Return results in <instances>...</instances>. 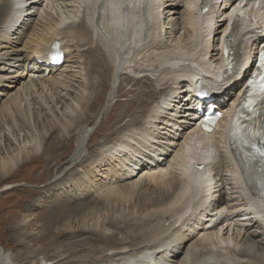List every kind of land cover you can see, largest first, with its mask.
I'll return each mask as SVG.
<instances>
[{"label":"bare ground","instance_id":"bare-ground-1","mask_svg":"<svg viewBox=\"0 0 264 264\" xmlns=\"http://www.w3.org/2000/svg\"><path fill=\"white\" fill-rule=\"evenodd\" d=\"M237 1L213 0L214 4L208 12L199 17V0H0V87L5 86L0 96L7 95L0 107V122L8 120L5 123L8 124L12 121V109L21 114L19 102L22 97L36 96L39 90L45 93L44 96L52 92L50 95L54 98L55 107L58 103L69 101L67 96L74 93L73 88L77 87L74 83H78L81 88L71 102L68 115L54 120L52 126L66 140L74 131L77 145L73 159L80 156L85 149V140L91 136L87 126L79 125L80 109L82 106L89 110L90 107H100L97 105L105 97L104 93L110 91L114 81L124 78L131 85L127 84V88L122 89V79L117 91H111L110 99L126 95L131 102L139 98L140 103L147 104L145 99L152 100L158 95L155 103L154 99L149 102L147 109H133L131 104L127 107L125 102L120 103L118 109L121 108V111L112 116L119 122L129 115V120L117 128L120 133L116 141L101 147L99 158L91 161L85 174L66 177L59 190L69 189L71 194H67L77 201L85 197L90 188L98 187V175L104 181L114 176L124 184L108 183L111 185L106 189H110L113 199L124 198L130 202L138 191L141 199V204L136 200L138 208L144 211L150 207L149 222L146 221L150 225V221H155L159 226L151 229L148 242L133 248L122 245L111 250L115 247H109V251L98 256L80 254L73 264H264V193L258 197L248 194L239 171L225 151V138L220 133V127L216 133L207 136L196 130V123L201 119L200 109L225 112L234 109L241 97L242 83L249 76L252 62L264 42V32L261 31L254 38L244 40L241 71H236L224 82L215 80V64L221 57L220 39L224 36L221 34L228 27V11H238ZM261 10L253 4V0L239 9L243 21H237V39L247 32L252 33L257 28L255 24L264 25L259 19ZM176 14L179 16L175 17ZM237 15L234 13L233 18ZM54 40H58L62 47L63 65H60V71L57 66L51 67L53 61L49 49ZM18 44L27 51L18 52ZM87 55L92 65L85 62ZM178 63L198 64L200 70L189 69L187 65L178 66ZM89 66L98 69L90 73ZM127 72L133 73L129 75ZM114 75L119 76L114 78ZM147 80H151V83H146L150 94L142 96L135 93L136 89L131 90L134 85ZM96 86L90 101L86 90ZM143 110H146L144 116L141 113ZM177 115L183 117L178 118ZM4 117L7 118L4 120ZM156 121L159 124H155ZM29 126L32 131V126ZM0 129L3 131V143L5 139L10 141L4 126ZM157 130L160 132L158 138L164 135L168 138H162L159 142L161 146L154 143ZM29 138L35 139L32 136ZM128 139L137 141L138 146H133ZM13 140L16 148L8 154H2L0 144V181L38 151L36 141L25 140L20 144L18 139ZM46 142L43 139L44 151L48 154L57 152L56 144L47 145ZM164 142L168 143L164 145ZM121 145V149H114ZM137 147L150 150L153 158L140 166L139 171L123 174V165L116 155L123 153V149L142 152ZM203 162L201 169H194L195 163ZM114 164L117 166L110 169L113 173L110 176L108 168ZM145 186H152L159 192L142 196ZM149 198L148 203L146 200ZM41 203L39 199L34 205ZM94 207L63 211V216L71 221L61 229L62 236L67 233L72 236L85 233L88 236L57 245L55 236H49L51 227L59 221L58 217H54L42 225L44 231L40 230L32 238L52 239L55 244L52 253L56 258L61 256L63 246L73 248L105 241L108 238L104 226L112 223L114 216L107 215L111 208L105 207L101 211ZM188 208L191 209L189 214L183 215ZM188 220H193L189 228L186 224ZM71 222L78 223V226L70 229ZM194 228L199 229L198 233L192 234ZM59 233L56 232V235ZM174 245L175 248L164 257L166 247ZM40 254H46L45 249L34 257L39 258ZM0 264H12L8 252L0 250Z\"/></svg>","mask_w":264,"mask_h":264},{"label":"rangeland","instance_id":"rangeland-1","mask_svg":"<svg viewBox=\"0 0 264 264\" xmlns=\"http://www.w3.org/2000/svg\"><path fill=\"white\" fill-rule=\"evenodd\" d=\"M183 8L184 7L182 3L181 10ZM178 16L179 14H176L175 17ZM37 17L38 16H35V18ZM27 28H30V26H28ZM212 45L214 44H211V46ZM17 49L18 52H22V53H25V51H27V48L22 47V45L19 46V44ZM62 60L63 57L61 58L60 62L56 65L58 71L61 70V66L63 65V64L61 65V63L63 62ZM85 62H88L89 65H92V61L89 60V57L88 59H86ZM95 66L94 67L89 66L90 70L88 72L92 73L94 71L93 69L96 68L98 69V67ZM58 71H56V73ZM18 72L19 71H17L16 73ZM132 73L133 72L130 73L127 72V74L129 75H131ZM120 75H125V74H120ZM118 76L119 75H114V78H117ZM122 79L123 81L120 85L122 86V89H126L127 84L131 85V83L127 82V79L124 78ZM121 80L118 78L116 82V86L113 87L111 85L112 87L110 91L104 93L105 97H103L99 102L100 104L97 105L100 107L97 108L90 107L89 110V109H85L84 106H82V108L80 109L82 113L78 121L79 125L82 123V125H84V128L87 126V128L89 129L88 131L90 133L89 136L90 135L91 136L87 137L88 139L85 140V145H84L85 149L82 151L79 157L72 159V156L75 152L77 145V140H76L77 137H74V133H73L74 131L71 132V136L66 140L65 138L62 137L61 132L54 131L52 128L54 120L58 121L60 119L66 118L65 116L68 115L71 109V102L73 101L75 94L77 95L79 89L81 88L78 87V83H74L77 85L76 88H73L74 93L73 92L69 93L70 95L67 96L69 98V101L66 100V102L63 101L62 103H58L56 105L57 107L56 106L54 107L53 105L54 98H51L50 95V93L52 92H47L46 96H44L45 93L44 92L41 93V91L39 90L38 92L35 93L36 96L28 95L22 97V99L19 102L20 104L19 109L21 114H19L17 110L12 109L10 113L11 116L10 118L12 119V121H9L8 124H5L8 120L6 122L5 121L0 122V127L4 126V130L6 131L4 132L6 133V135L8 133L7 136L13 141L11 142V140L9 141L5 139L3 143V131H1L0 129V138H1L0 144H2L1 146L3 147L1 149L3 151V152L1 151L2 154H8L10 153V150L12 149L14 150L16 148L15 141L13 140V138L18 139L19 142L21 141L20 144L25 142V140L26 141L33 140L34 142L36 141L37 149H38V151H36V153H34L31 156V159H28L24 163H21L14 173L3 177V179H1L0 181V250L3 253L4 251L8 252L9 257L12 260V264H44L43 263L44 261H47L46 264H50V263L73 264L75 257L80 254L91 253L93 255L98 256L101 253L102 254L106 253V250L109 251L112 247L115 248H112L111 250L118 249L122 247V245H125L128 248L129 247L133 248L136 247L137 245H141L145 242H148V239H150L151 231L153 229L155 230L159 226V224L156 223L155 221L153 222L150 221L151 225L148 223L149 222L148 211L151 210L150 207L148 210H144L145 212L142 211V208L140 207L138 208V201L141 204L140 201L141 199L139 195L140 193L138 194V191H135L136 196L138 194L137 199L136 196H134V198L130 199V202H127L124 198H120L116 200L113 199L111 193H109L110 189H106V186L108 187V185H111L112 183H114L112 185L124 184L123 181L120 180L117 181V179L114 178V176L110 178L108 177L104 181L101 175H98L97 177L98 180L96 182V184H98V187L90 188V190L85 193V197L77 201L72 200L74 198L70 197L67 194L69 193V189L66 191L59 190L60 189L59 186H62V184L65 183L66 177H68L69 175L77 177L78 175L85 174V172H87V169L89 168L88 165L91 163V161L96 157L99 158L101 147L109 146L108 144L114 143L116 141V139L118 138L117 136H119L120 133L118 132L117 128H120L123 124L127 123V121L129 120V115H128L126 116V118L119 121L120 122L119 123L117 122L115 117L112 116L114 113L121 111V108L118 109L120 103L125 102L127 104V107L129 104H131L130 106H132L133 109H137L140 107H145V109H147V106H149V102L154 99V98L152 100L145 99V101H147L146 102L147 104H144L142 102L140 103L139 98L136 101L131 102L130 100H128L130 98L128 97L127 99L126 95H121L110 99L109 95L112 92L117 91L116 89L119 85L118 83ZM149 82L151 83V80H147L144 83H140L139 85H134L131 88V90L136 89L135 93L136 94L140 93L142 94V96L144 94H150L148 93L150 87L146 85V83L148 84ZM97 86L89 87L86 90V95L88 94L87 97L90 98V101L94 97V93L97 90ZM3 88H5V86L0 87V92ZM15 89L16 88H12V90ZM6 98L7 95L0 96V107L3 106ZM157 99H158V95H155L154 103ZM53 109L55 111H53ZM183 110H185V108H183ZM78 112L76 113L75 116L78 115ZM141 113L144 116L146 110H143ZM177 117L182 118L183 116L179 117L177 115ZM6 118L7 117H4V120ZM155 124H159V121H156ZM29 125L32 126V131L31 129H29L30 127ZM114 128H116L115 131L113 130ZM157 131H158V135L155 138L154 143L157 146H161L159 142L162 141V138L163 137L165 139L168 138H166L165 135L162 138H158L160 137L159 136L160 132L159 130ZM168 132H170V130H168ZM31 136L34 137L35 139L29 138ZM43 139L47 141L46 144L47 143L56 144L57 152H55L54 154L51 153L48 154L46 151H44ZM128 142L131 143L133 146H138L137 141L128 139ZM167 143L168 142L166 143L164 142V145H166ZM121 147H123V145H121L120 147H114V149L119 150L121 149ZM137 148H139V150H141L142 152H138L136 150L129 152L128 150L123 149V153L121 152L120 155H116L118 159L121 161V164L123 165L122 166V169L124 171L123 174L124 173L128 174L130 171H134V172L139 171L140 166L146 165L151 160V158H153L150 150L147 149V151H145L141 147H137ZM102 163L104 164V162ZM116 166L117 164L111 166L109 165L108 169L110 176L113 174L112 172H110V169ZM97 173L99 172H96V174ZM172 186L173 185H170V187ZM119 187L120 186H118V188ZM158 192L159 191L155 190V188L152 186H145V188L142 190V196L151 195L153 193H158ZM39 199L42 200V203L39 204L38 206L34 205L38 202ZM150 200L151 199L149 198V200L146 201L149 203ZM121 202H123L124 204H121ZM93 205L94 206L96 205L97 207L96 206L94 207ZM111 206L116 210L115 212L113 211L114 209ZM77 207H84L83 209H85V207L86 209H90L91 207H94V209L97 210L101 209V211H103L105 207L111 208V210L113 209L112 211L109 209L111 212L109 211L107 214L110 216L111 215L114 216L113 222L107 224L108 226L107 225L104 226L106 228L104 230L106 232L105 235L107 236L108 239L105 241H101L99 243L98 242L85 243L84 246L77 245L76 247L73 248H69L68 246L67 247L63 246L61 247L62 248L61 256L56 258L54 253H52V247L55 245L54 243H52V239L46 237L43 239L34 240L32 238V235L39 234L40 230L44 231L42 225L47 223V220L50 219L52 220L54 219V217H58L59 223L57 222L56 224H54L53 227H51L49 234V236H55V241L57 245L59 246L65 245L69 242H73L88 236L85 233L79 236H72L71 234L69 235L67 233V235L65 234L62 236L61 229H64V227L66 228V224H68V221H71L67 217L63 216V211L69 209H76ZM118 210L120 212H118V214L116 215L115 213H117ZM124 212L126 213L124 214ZM132 212L134 214H132ZM189 212L190 211H188V214ZM224 213L225 211L222 213V215ZM182 214L187 215V211ZM77 219H78V215H76V222L79 221ZM117 220L119 221V223ZM146 220H148V222ZM192 221L193 220H188L186 222L187 228H189ZM21 222H23V224ZM116 223L117 225L118 224L119 225L117 226ZM73 224L74 223L72 222L70 223V227H71L70 229L76 228L78 226V223L74 225ZM133 229L136 230V232L133 231ZM58 231L60 233L59 235H56V232ZM198 231L199 229L194 228V232L192 234L198 233ZM126 237L129 239H127ZM174 248L175 245L166 247L164 257L169 252H171V249ZM42 249H45L46 254L48 255L40 254L39 258L37 256L34 257L36 253L40 252Z\"/></svg>","mask_w":264,"mask_h":264},{"label":"snow or ice","instance_id":"snow-or-ice-1","mask_svg":"<svg viewBox=\"0 0 264 264\" xmlns=\"http://www.w3.org/2000/svg\"><path fill=\"white\" fill-rule=\"evenodd\" d=\"M260 67L261 68H264V52H262L260 54ZM259 87H260V91L262 93H264V75H262L260 77V84H259ZM206 130H210V129H206Z\"/></svg>","mask_w":264,"mask_h":264}]
</instances>
